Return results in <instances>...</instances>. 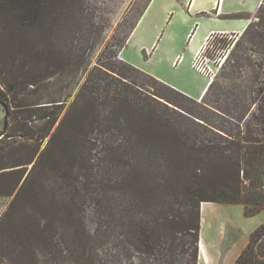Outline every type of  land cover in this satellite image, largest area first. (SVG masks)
I'll use <instances>...</instances> for the list:
<instances>
[{"label": "trees", "instance_id": "obj_1", "mask_svg": "<svg viewBox=\"0 0 264 264\" xmlns=\"http://www.w3.org/2000/svg\"><path fill=\"white\" fill-rule=\"evenodd\" d=\"M46 9V0H0V104L15 121L45 111L42 118L51 126L42 135L50 140L30 171L23 166L2 172L25 171L17 193L28 203L36 194L43 204L35 182L43 190L54 184L48 186L58 191L60 206L54 216L36 220L37 233L58 247L65 231L78 224L91 246L117 249L103 257L84 254L78 264H136L134 251L138 264H199L202 202L243 203L248 216L264 209V134L243 130L254 105L259 106L256 125L264 130V78L252 89L251 105L246 97H237L243 92L224 89L215 78L200 104L125 60L103 61L84 77L77 72L82 71L86 42L74 43L75 35L49 46L30 40L38 24L47 37V28L58 26L59 14L50 15L55 21L50 25ZM256 18L242 36L261 56L256 64L262 67L264 0ZM229 35L237 34L215 33L209 40L224 42ZM242 45L240 39L234 45L235 74L248 59L244 52L249 48ZM164 88L208 105L219 124ZM211 94L216 104L208 102ZM23 131L33 138L29 129ZM38 151H28L22 164H30ZM50 151L52 165L39 163ZM57 235L62 241L55 240ZM1 251L0 263L5 262ZM57 261L46 264L62 262ZM235 264H264V223L251 232Z\"/></svg>", "mask_w": 264, "mask_h": 264}, {"label": "rangeland", "instance_id": "obj_2", "mask_svg": "<svg viewBox=\"0 0 264 264\" xmlns=\"http://www.w3.org/2000/svg\"><path fill=\"white\" fill-rule=\"evenodd\" d=\"M151 1L152 0H46V10L49 14V16L47 15L48 19H46V22L48 24L50 23V25L54 24L55 21L50 18V15L59 14L60 20H58V26H54L53 28L48 27L47 31L49 35L47 37V33H43L45 27H43L42 24H38L33 32H31L30 40L41 41L42 45L49 46L55 40L68 42L75 35L77 38H74V43L79 44L82 41L86 42V56H84L82 71L78 68L77 72L78 74L84 72V77L87 73L94 71L95 66L103 61L111 63L112 61L117 62L125 60L121 57L123 50L125 49L132 53V55L135 56L134 58L143 66L142 68L139 66L137 67L145 71L156 69V71L161 73L163 77H166V79L173 81L186 89L195 90L199 93L204 86L206 79L212 81L215 78L224 89L234 87L236 90L243 92L239 93L237 97H239L240 100L246 97L248 104H251V100H249L251 97L250 94L254 86L264 78V65L262 66L263 68L257 66L256 62L260 63L259 57L261 56L255 54L253 50L249 48L252 44L248 38L242 36L244 31L237 33L238 36L236 33H229L235 34L236 36L229 35V38H226L227 41H224L226 43V48L220 47L223 46L224 42L220 41L219 38L215 40V37H213L211 40H208L204 47L199 51L196 58H194V67L189 64L180 67L181 63L175 66L171 61L172 57H167V55H163L164 59H160L162 57L161 54H163L162 50H160L158 56L151 61L150 59H147L148 56H146V54H148V51L146 49H144L145 53L143 51L140 52L138 49L136 50V44L134 42L132 45L128 43V46H126L127 40L132 34V31H134L137 23H139ZM237 1L239 6L246 5L243 0ZM247 2L248 6L251 8L252 0H247ZM197 7L193 10L194 18H201L204 20L207 15L203 16L201 11L197 10ZM214 10L215 9L207 11V14L215 15ZM234 12H241L237 15L239 17H244V14L242 13L243 11ZM256 12H253L251 16H249L251 21L257 19ZM189 13L188 15H192ZM174 18L175 17H173V20ZM150 20L151 19L148 18L146 22L143 23V28L148 26ZM175 26L176 25L174 24L171 29ZM153 28L154 25L151 26V29ZM180 29H182V27H180ZM161 33H164V29L161 30ZM177 37L179 39L178 34ZM238 39L244 44L242 46H246L249 49L244 52V54L246 53L244 55L245 58L248 57V59L244 60L245 65L235 74L232 72V70H236L235 66L237 60V57L234 54V45L237 43ZM179 40L181 45L184 40L183 38ZM185 42L182 43L181 46L179 45L180 49L178 47L182 54L183 50L186 48L185 44L187 42ZM216 47H219L220 49L218 48L216 50ZM236 50V52H239L238 49ZM261 61L263 62V60ZM117 68L118 70L123 69L121 65H118ZM123 72L127 71L124 70ZM163 90H166V88ZM171 95L184 106L200 111L203 115L214 119L216 124H219L220 120H218L212 112L208 111L209 109L207 108H209V106L200 105L203 104V101H201L202 99H197V102L200 103L199 104L193 102L194 100L191 101L177 96L173 92ZM224 97V95H221L219 104L224 103ZM209 98H211V100L208 101L209 103L216 104L214 95L211 94ZM251 105H253V103ZM252 108V112L249 113L247 119L243 123V130L247 135L264 134L263 128L257 126L255 122L254 113L256 114L259 112V106L254 105ZM44 113L46 114L45 111L36 110L32 113L30 119L26 117L28 115H22L19 117L18 121H15L9 112L10 122L8 130L3 138L0 139V202L2 204V212L0 216L1 259L6 263H30L36 261L41 264H46L58 260L62 261H57L58 264H78L84 254L85 257L91 254H96L99 257L115 254L117 249H113L110 244L93 247L91 246V243H87L81 237V226L78 224H74V227L67 229L65 235L62 236L63 241L65 242H61L62 244L58 247H54L53 243H50V241L44 236L37 233L35 228L36 220L40 218L41 215H46L48 217L54 216L53 210L56 209L58 205L60 206V202H58V199L56 198L58 191L55 187L51 188L48 186H54V184L50 183L46 185L47 188L43 190L40 183L35 182V185L43 191L42 196L44 199V205L42 202L35 200L36 194L29 197L31 201L28 203L25 199L18 197L17 193L23 181V178L20 179V177L25 171L20 169L18 174L3 175V171H10L23 166H26L28 171H30L33 165L37 162L40 153L45 150L48 141L50 140V136L42 137V135L49 131L51 126L47 121L49 120L48 118H42ZM6 115V109L0 104V133L4 127ZM25 127L34 134V136H32L33 138L29 139L26 135H23V128ZM38 149V155L33 158V161L30 164L23 165V159L27 157L28 151H32V155L33 153H36ZM50 149L52 150V148ZM12 151L15 153H12ZM41 158L42 159L39 163L44 166H50L52 165L50 162L51 159L54 158V154L50 151V153ZM16 165L18 166L16 167ZM233 206H237V204ZM221 215L225 218V214H220L219 217ZM233 221L238 224L241 222V219L239 220V217H236ZM244 221L246 223V225H244L245 228L251 229L259 222V217L251 216L249 218L246 216ZM76 226L77 228L80 226V232L78 231L79 234L76 231ZM55 240L62 241L59 235H57ZM51 250H54V252L51 253ZM132 255H134L132 260L136 264L140 263L141 260L139 258V253L134 251Z\"/></svg>", "mask_w": 264, "mask_h": 264}, {"label": "crops", "instance_id": "obj_3", "mask_svg": "<svg viewBox=\"0 0 264 264\" xmlns=\"http://www.w3.org/2000/svg\"><path fill=\"white\" fill-rule=\"evenodd\" d=\"M243 1L246 5L239 6L237 0H152L134 31H132L126 46H128V43L132 45L134 42L136 50L138 49L140 52L143 51L145 53L144 49H146L148 51V54H146L148 56L147 59L151 61L162 50L163 54H161L162 57L160 56V59H164L163 55H167V57H172L171 61L175 66L180 63V67L185 64L193 66L194 58H196L199 51L213 34H237L243 32L251 22L248 15L255 13L263 0H252L251 8L248 6L247 0ZM195 7H197L198 11H201L203 16L207 15L204 20L194 18L193 10ZM213 9H215V15L207 14V11ZM234 11H243L244 17L237 15L241 12L235 13ZM189 12L192 15H188ZM173 17H175L174 20ZM148 18L151 20L148 26L143 28V23ZM174 24L176 26L171 29ZM152 25H154L153 29H151ZM162 29H164V33H161ZM177 34L179 39L183 38L184 41L182 43L187 42H185L186 48L183 50V54L179 50L180 40ZM121 57L126 61H131L136 66L143 67L134 58L135 56L125 49ZM148 72L166 82V84L176 87V89L179 88V90L182 89L181 91L184 94L198 100L203 98L211 82V80L206 79L201 91L197 93L195 90L186 89L166 79L156 69ZM236 204L237 206H233ZM236 204L231 202H202L199 264H235L242 249L248 244L250 233L264 223V209L248 216L245 213V205L243 203ZM1 208L2 204L0 202V216ZM220 214H225V218L222 215L219 217ZM246 216L249 218L251 216L259 217V222L251 229L245 228L244 219ZM236 217H239V220L241 219L238 224L233 221ZM0 264L23 263L1 262Z\"/></svg>", "mask_w": 264, "mask_h": 264}, {"label": "water", "instance_id": "obj_4", "mask_svg": "<svg viewBox=\"0 0 264 264\" xmlns=\"http://www.w3.org/2000/svg\"><path fill=\"white\" fill-rule=\"evenodd\" d=\"M6 111H7V115L5 117V122H4L3 130L0 133V139H2L3 136L6 134V132L8 130V125H9V122H10L9 110H6Z\"/></svg>", "mask_w": 264, "mask_h": 264}, {"label": "built area", "instance_id": "obj_5", "mask_svg": "<svg viewBox=\"0 0 264 264\" xmlns=\"http://www.w3.org/2000/svg\"><path fill=\"white\" fill-rule=\"evenodd\" d=\"M209 40V39H208ZM208 42V41H207ZM206 44V43H205Z\"/></svg>", "mask_w": 264, "mask_h": 264}]
</instances>
